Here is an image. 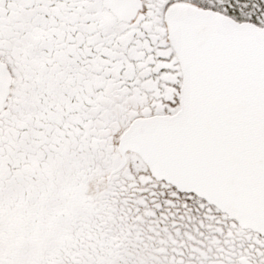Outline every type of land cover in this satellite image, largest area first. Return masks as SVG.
I'll use <instances>...</instances> for the list:
<instances>
[{"label": "snow or ice", "instance_id": "1", "mask_svg": "<svg viewBox=\"0 0 264 264\" xmlns=\"http://www.w3.org/2000/svg\"><path fill=\"white\" fill-rule=\"evenodd\" d=\"M0 264H264V0H0Z\"/></svg>", "mask_w": 264, "mask_h": 264}]
</instances>
